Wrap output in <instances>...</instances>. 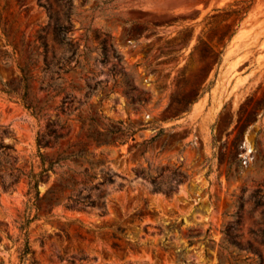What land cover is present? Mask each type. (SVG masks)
I'll use <instances>...</instances> for the list:
<instances>
[{
  "label": "rangeland",
  "instance_id": "obj_1",
  "mask_svg": "<svg viewBox=\"0 0 264 264\" xmlns=\"http://www.w3.org/2000/svg\"><path fill=\"white\" fill-rule=\"evenodd\" d=\"M233 1L0 0V264H264V0L211 52Z\"/></svg>",
  "mask_w": 264,
  "mask_h": 264
},
{
  "label": "trees",
  "instance_id": "obj_2",
  "mask_svg": "<svg viewBox=\"0 0 264 264\" xmlns=\"http://www.w3.org/2000/svg\"><path fill=\"white\" fill-rule=\"evenodd\" d=\"M251 4L252 0H235L228 6L216 8V12L208 16L206 25L214 32L210 41L215 40L214 45L208 44L209 51L214 52L215 46L225 45L227 40L234 36L249 12Z\"/></svg>",
  "mask_w": 264,
  "mask_h": 264
},
{
  "label": "water",
  "instance_id": "obj_3",
  "mask_svg": "<svg viewBox=\"0 0 264 264\" xmlns=\"http://www.w3.org/2000/svg\"><path fill=\"white\" fill-rule=\"evenodd\" d=\"M238 33H239V32H238ZM238 33H237V34H238ZM237 34H236V35H237Z\"/></svg>",
  "mask_w": 264,
  "mask_h": 264
}]
</instances>
